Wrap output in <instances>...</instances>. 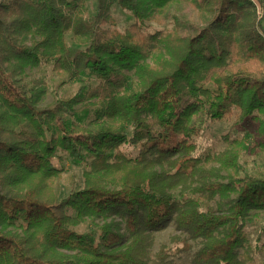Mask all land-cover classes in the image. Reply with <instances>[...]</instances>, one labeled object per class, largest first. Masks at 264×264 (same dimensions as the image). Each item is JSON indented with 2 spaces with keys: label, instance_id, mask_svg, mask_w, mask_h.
<instances>
[{
  "label": "trees",
  "instance_id": "trees-1",
  "mask_svg": "<svg viewBox=\"0 0 264 264\" xmlns=\"http://www.w3.org/2000/svg\"><path fill=\"white\" fill-rule=\"evenodd\" d=\"M87 1L0 0V264H178L193 244L191 264H264L253 256L264 250V227L255 251L246 232L252 213L264 212V170H249L244 139L230 134L226 149L199 152L206 122L235 117L236 127L257 126L254 147L264 153L256 6L203 0L206 25L186 37L146 32L147 24L197 0H119L135 17L124 31L109 0H92L90 18ZM69 32L85 46L74 56ZM44 65L65 77L60 87L81 72L99 84L70 97L55 90L41 107L46 86L18 78ZM96 98L80 122L62 113L76 116V106ZM57 152L86 165L83 187L63 200ZM88 222L96 228L77 229ZM171 225L180 234L154 252L155 234Z\"/></svg>",
  "mask_w": 264,
  "mask_h": 264
},
{
  "label": "rangeland",
  "instance_id": "rangeland-1",
  "mask_svg": "<svg viewBox=\"0 0 264 264\" xmlns=\"http://www.w3.org/2000/svg\"><path fill=\"white\" fill-rule=\"evenodd\" d=\"M8 1V0H4ZM252 3L256 6L257 19L262 21L264 24V0H251ZM110 14L117 21L119 29L122 31L130 28V26L135 22V17L129 12L125 11L119 0H109ZM203 0H197V5L193 4H181L174 5L172 7L171 15L167 19L164 17L161 18L162 22L152 21L148 23L149 31L161 30L164 33H167L171 30H176L182 36L193 37L195 36L203 27L206 25L208 20V14L206 11H201L198 5H201ZM86 11L85 16L90 18L96 14V2L89 0L85 3ZM110 27V25H106ZM67 43L68 50L71 56H74L76 53L85 48L82 44L76 42L72 32L67 34ZM233 68L232 70H235ZM130 80H135L136 77L132 72H126ZM19 81L22 85L27 88H32L35 83H40L41 85L46 86L45 95L41 99L39 106L45 107L51 104L55 100L54 91L57 90L59 95L64 97H70L78 92V90L85 85L97 86L99 81L89 75L87 72H81L78 77L70 81L64 87H60V83L65 77H61L57 72L52 69L51 65H44L41 67H25L24 72L19 76ZM180 98L182 102L187 101V96L181 93ZM102 102L101 98H96L88 101L84 105H79L75 107L78 115H70L66 112H62L68 119L74 122H80L87 115L91 113V110L100 105ZM236 118L233 117L231 120L224 122H206L205 130L200 135L201 147L200 153H216L222 151L228 147V142L223 138L224 136L230 134L231 138L244 139L243 149L245 153L242 155V162L247 161L248 168L251 172L256 173L258 171L264 170V153L261 148H255V142H253L254 137L252 133L257 128L256 125H251L249 127H236L234 123ZM255 148V150L253 149ZM252 149V150H251ZM58 157L63 158V166L65 172L62 176V180L59 183V199L63 200L67 198L73 191L80 190L83 187V172L86 169L85 164L74 165L72 161L67 158L61 152H57V155L54 157V160L57 162ZM212 205L216 206V202H212ZM102 221H99V223ZM264 227V212H253L250 219L246 224V232L248 234V239L252 244L253 251H255L254 242L257 236L260 233V230ZM95 225L91 223L82 224L77 229L80 232H87L95 229ZM180 234L175 226L171 225L165 231L157 232L155 234V246L154 252H157L160 249V246L163 244H169L171 237ZM186 235H183L185 237ZM264 238V234H263ZM193 244V243H192ZM198 249L197 245L193 244V248L188 251L180 254L175 257V261L178 264H191L192 258L196 250ZM254 258L262 262L264 261V250L255 251L253 253Z\"/></svg>",
  "mask_w": 264,
  "mask_h": 264
}]
</instances>
